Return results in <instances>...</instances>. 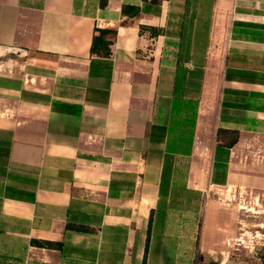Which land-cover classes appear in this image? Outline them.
Here are the masks:
<instances>
[{"label": "crops", "instance_id": "1", "mask_svg": "<svg viewBox=\"0 0 264 264\" xmlns=\"http://www.w3.org/2000/svg\"><path fill=\"white\" fill-rule=\"evenodd\" d=\"M149 1L0 0V264H157L167 157L169 209L264 193V0H214L204 61H177L186 0ZM97 28L117 32L109 58Z\"/></svg>", "mask_w": 264, "mask_h": 264}, {"label": "rangeland", "instance_id": "2", "mask_svg": "<svg viewBox=\"0 0 264 264\" xmlns=\"http://www.w3.org/2000/svg\"><path fill=\"white\" fill-rule=\"evenodd\" d=\"M198 6L201 14L209 3L200 0ZM193 52L203 56L200 45ZM239 166L242 174H253V147L245 148ZM165 206L163 201L150 242L157 264H264V193L253 191L249 179L206 191L191 209L167 210L166 226Z\"/></svg>", "mask_w": 264, "mask_h": 264}, {"label": "trees", "instance_id": "3", "mask_svg": "<svg viewBox=\"0 0 264 264\" xmlns=\"http://www.w3.org/2000/svg\"><path fill=\"white\" fill-rule=\"evenodd\" d=\"M148 0H145L147 2ZM200 0H186L185 2V11L183 15L180 18V26H179V39H180V46L177 53V61H204L205 55H206V49H207V43H208V32L211 25V18H212V10L214 5V0H207V3H209V8L207 11H203L198 13V2ZM158 0H151L149 1L150 4H156ZM204 10V9H203ZM146 8H139L135 6L125 5L122 8V13L126 16L130 17H138L141 13H146ZM206 19H205V17ZM200 23H202V27L204 28V32L200 31ZM152 34L154 36H157L161 34V31L151 28ZM117 32L114 29H95V35L93 38V43L91 47V54L96 55L98 57L102 58H109L111 55V45L113 44V39L116 38ZM200 36H203L202 39H200ZM198 45H200L201 50L203 51V56L198 59V57L195 56V53L193 52L194 48ZM226 134L231 135L232 140L230 143H227L225 145H219L217 147V154L220 151V148L226 147L228 149L232 148L234 144L237 143L239 134L238 132L233 131H224ZM222 131L219 132V136ZM172 158L167 157L164 163V169H163V176L160 186V193L159 197L161 200V203L163 201L167 202L169 198V188L172 178ZM180 196V195H178ZM171 200L173 201L172 206L175 205L176 201V195H171ZM161 205V204H160ZM169 210L168 205L164 207V224L166 226V218L165 214L166 211ZM160 212V206L157 208V210H152L149 220V227L147 231V242H146V253L148 254L150 250V242L151 238L155 231L156 222L158 220V215ZM68 229V227H67ZM50 246H61V244H54V243H45Z\"/></svg>", "mask_w": 264, "mask_h": 264}]
</instances>
